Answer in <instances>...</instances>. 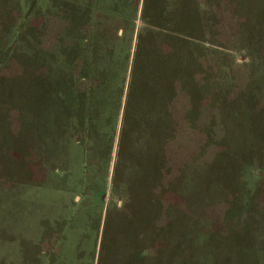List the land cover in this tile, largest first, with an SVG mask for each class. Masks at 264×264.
I'll return each mask as SVG.
<instances>
[{"label":"rangeland","instance_id":"1","mask_svg":"<svg viewBox=\"0 0 264 264\" xmlns=\"http://www.w3.org/2000/svg\"><path fill=\"white\" fill-rule=\"evenodd\" d=\"M158 1L167 142L120 138L144 0H0V264H264V0Z\"/></svg>","mask_w":264,"mask_h":264},{"label":"trees","instance_id":"2","mask_svg":"<svg viewBox=\"0 0 264 264\" xmlns=\"http://www.w3.org/2000/svg\"><path fill=\"white\" fill-rule=\"evenodd\" d=\"M145 1L143 3L142 17L145 22V26L141 28L138 33L136 48L131 60V66H128V59L125 57L121 62L119 68H123V76H121L120 83L118 85L119 92V103L121 100V95L123 94L124 82L128 79V88H127V100L123 112L122 120V130H121V139L122 141L127 138V136L132 135L136 130V126H143L148 122L149 113L155 110L156 105L163 104L160 100L162 94L161 89L164 88L170 94L176 91L175 88V65H171L172 61L175 59L172 57L174 54L173 48H168L165 46L164 39L172 36L168 34V31L173 32L172 30H166L165 27L157 24L156 22H150L147 18V13L145 12ZM151 1V0H149ZM153 3L155 9L158 8L159 1ZM160 4V3H159ZM154 9V10H155ZM157 12V11H155ZM163 19L161 13L156 15L154 20ZM180 34V33H178ZM181 37H177V40L180 39L181 42L186 43L188 41V34H180ZM179 41V40H178ZM179 41V42H180ZM178 65H182L178 62ZM129 70V72H128ZM128 73V74H127ZM190 97L192 98V103L195 105L197 101L200 103L201 92L197 88L194 91H190ZM136 101V102H135ZM139 101V102H138ZM158 101L159 104H158ZM168 102L160 106V111L162 117L166 121L162 124L159 135L157 134L156 127L154 125H149L148 128H153V131L160 141L167 142L169 139L173 138L174 135V126L171 120V115L169 114ZM132 104L137 106V111L140 112L138 116H133ZM143 114V117L141 115ZM171 121V123H170ZM151 126V128H150ZM164 152V150H161ZM142 171L144 174L149 171V181L154 183L156 178L162 177L163 171L168 168L167 156L164 152L163 157L160 159L159 165H142ZM148 169V170H147ZM157 178V179H158ZM159 204H157V207Z\"/></svg>","mask_w":264,"mask_h":264}]
</instances>
